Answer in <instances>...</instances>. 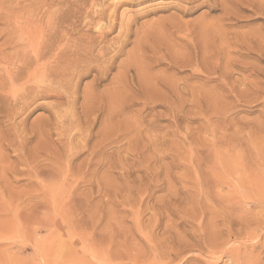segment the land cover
Here are the masks:
<instances>
[{
	"label": "rangeland",
	"instance_id": "1",
	"mask_svg": "<svg viewBox=\"0 0 264 264\" xmlns=\"http://www.w3.org/2000/svg\"><path fill=\"white\" fill-rule=\"evenodd\" d=\"M0 54V264H264V0H0Z\"/></svg>",
	"mask_w": 264,
	"mask_h": 264
},
{
	"label": "bare ground",
	"instance_id": "2",
	"mask_svg": "<svg viewBox=\"0 0 264 264\" xmlns=\"http://www.w3.org/2000/svg\"><path fill=\"white\" fill-rule=\"evenodd\" d=\"M137 1V0H136ZM139 1V0H138ZM130 2V1H129ZM132 4V3H131ZM103 13V12H102ZM104 14H105V12H104ZM101 15V14H100ZM102 16V15H101ZM106 16V15H105ZM100 19H101V17H100ZM67 21V20H66ZM65 21V22H66ZM67 23V22H66ZM71 25V24H70ZM24 29V28H23ZM69 29V28H68ZM59 30V29H58ZM75 30V29H74ZM67 31V30H66ZM20 32V31H19ZM33 32V31H32ZM104 32V31H103ZM100 33V32H99ZM102 34H104V33H102ZM9 35V34H8ZM59 35V34H58ZM57 35V36H58ZM74 35V34H73ZM49 36V35H48ZM56 37V36H55ZM59 37V36H58ZM57 37V38H58ZM61 37V36H60ZM86 37V36H85ZM99 38V37H98ZM14 39V38H13ZM53 39V38H52ZM66 39V38H65ZM56 40V39H55ZM64 40V39H63ZM97 40V39H96ZM54 41V40H53ZM52 41V42H53ZM59 40H57V42H58ZM94 41V40H93ZM42 42V41H41ZM56 42V41H55ZM90 42V41H89ZM89 42H87V43H89ZM15 43H16V41H15ZM80 43H81V41H80ZM82 43H84V42H82ZM92 43V42H91ZM49 44V43H48ZM56 44V43H55ZM90 44V43H89ZM17 45V44H16ZM50 45V44H49ZM48 45V46H49ZM67 45V44H66ZM65 44L63 45V46H66ZM81 45H84V44H81ZM9 46V45H8ZM19 46V45H18ZM23 46V45H22ZM45 46V45H44ZM47 46V47H48ZM89 46V45H88ZM88 46H86V47H88ZM41 47V46H40ZM43 47V46H42ZM41 47V48H42ZM51 47V46H50ZM50 47H48V48H46L45 49V52L50 48ZM54 47V46H53ZM69 47V46H68ZM83 47V46H82ZM90 47V46H89ZM89 47H88V49H89ZM91 47H93V46H91ZM91 47H90V49H91ZM37 48H38V46H37ZM36 48V49H37ZM40 48V49H41ZM44 48V47H43ZM42 48V49H43ZM65 48V47H64ZM71 48V47H70ZM69 48V49H70ZM79 48H80V46H79ZM78 48V46L77 47H74V49L73 50H70L69 51V53H68V51H66V50H68V48L66 49V50H62V52H64V53H62V56H63V54H64V56H66L67 58H66V61H70V63H79V64H81V63H83V65H84V63L88 60V56H89V53H90V49L86 52L85 51V53H84V51H83V49H82V51H83V53H81V48L79 49ZM84 48H85V46H84ZM57 48L55 47V50H56ZM93 49V48H92ZM91 49V50H92ZM13 50V49H12ZM20 50V49H19ZM54 50V49H53ZM61 50V49H60ZM59 50V51H60ZM84 50H87V49H84ZM34 51H37V50H34ZM40 51V50H39ZM41 51H43V50H41ZM41 51H40V57L42 56L41 55ZM12 52V51H11ZM54 52V51H53ZM57 52H58V50H57ZM56 52V53H57ZM53 54V53H52ZM1 55V54H0ZM45 56H46V54H44ZM50 55V54H49ZM61 55V54H60ZM29 56V55H28ZM35 56V57H34ZM34 56L32 57V60L30 59V61H32L31 63H33L34 61H36L38 58H39V53H35L34 52ZM53 56V55H52ZM91 56V55H90ZM25 57V56H24ZM50 57H51V55H50ZM60 56H59V54L58 55H54L51 59H52V63H56L55 65H52L51 67H49L50 65V63L49 64H47L48 65V67H49V72H47V73H50L51 75L53 74V73H56L57 75H59L58 76V78L61 76V77H64L65 75H66V73H67V71L69 70V69H77V66L79 65V64H73L72 66H70V67H60V66H58L59 64H58V58H59ZM28 58V57H27ZM31 58V57H30ZM33 58L35 59L34 61H33ZM46 58V57H45ZM61 58V57H60ZM63 58V57H62ZM62 58H61V60H62ZM99 58V57H98ZM43 59V58H42ZM0 60H2L1 58H0ZM7 60V59H6ZM24 60V59H23ZM41 59H39V61H40ZM4 61V60H3ZM13 61V60H12ZM29 61V60H28ZM72 61V62H71ZM89 61V60H88ZM11 62V61H10ZM17 62V61H16ZM37 62V61H36ZM51 62V61H50ZM3 63V62H2ZM5 63V62H4ZM12 63V62H11ZM14 63V62H13ZM19 63V62H18ZM17 63V64H18ZM35 63V62H34ZM33 63V64H34ZM61 63H62V61H61ZM16 64V63H15ZM14 64V65H15ZM28 64H30V62L28 63ZM33 64H30V66L29 65H27V64H25V65H23V66H21V67H19V64H18V67L16 66V67H14L13 65H12V67H11V69L14 67V69H12V72H10V75H9V78H7L8 79V83L10 84V82L12 81V82H16V84H17V81H19L20 79H22L25 75H26V77H24L25 79H26V81L24 80V79H22V80H24V83L23 84H21L22 85V87L20 88V86H18L17 88L18 89H21V90H19V91H17V89H16V91H14V92H12L13 94H11L10 93V95H13V96H10L9 95V97L11 98L12 97V99L11 100H13V101H16L17 103H18V101L20 102V101H25V102H27L29 99L31 100V99H34L35 97L37 98V97H39V95L40 94H42V95H44V93H45V90H48L49 88H52L53 87V89L54 88H59V90L62 88L63 89V86H64V83L60 80V78L58 79H56V81H46V79L45 78H47L49 75L43 70V72L44 73H46V76L47 77H44V79H45V81H46V83H44L43 81H40V78H38L39 76V73L37 74V79H39V85H40V83L42 82L44 85H42V83H41V86H38L37 84H35L37 81H34V79H31L30 77H32L34 74H35V72H32L31 71V73H30V70H31V68L32 67H34L35 65V68L36 69H38L37 67V63H35L34 64V66H32L31 67V65H33ZM58 64V65H57ZM62 64H64V63H62ZM66 64V63H65ZM10 66H11V64H9ZM56 65L58 66V68L56 67ZM82 65V66H83ZM44 66H46L45 64H44ZM44 66H42L44 69H45V67ZM62 66H64V65H62ZM88 66V65H87ZM8 67V66H7ZM31 67V68H30ZM41 67V68H42ZM79 67H80V65H79ZM97 67V66H96ZM3 68V67H2ZM41 68H39V69H41ZM6 69V68H5ZM5 69H3L4 70V72H7L8 73V71H5ZM34 70V71H38V70ZM48 69V68H47ZM86 69V68H85ZM39 71H41V70H39ZM76 70H74V72H75ZM85 71V70H84ZM42 71H41V73H43ZM73 72V71H72ZM87 72V71H86ZM81 73V72H80ZM2 75H3V73H1ZM6 74V73H5ZM25 74V75H24ZM71 74V73H70ZM41 75V74H40ZM43 76H44V74H42ZM50 75V77H53L54 78V75L53 76H51ZM8 76V75H7ZM36 76V75H35ZM67 76L68 75H66V77H65V79L67 78ZM69 77V76H68ZM35 78V77H34ZM41 78H42V76H41ZM4 80V79H3ZM9 80H11L10 82H9ZM21 80V81H22ZM42 80V79H41ZM63 80V79H62ZM1 81V80H0ZM5 81H7V80H5ZM66 81V80H65ZM11 82V83H12ZM35 82V83H34ZM5 83V82H4ZM7 83V82H6ZM20 83H22V82H20ZM63 83V84H62ZM67 83V82H66ZM16 84H15V86H16ZM6 85V84H5ZM4 85V86H5ZM8 85V84H7ZM20 85V84H19ZM37 85V86H36ZM2 86V85H1ZM65 86H69V84H66ZM11 88H13V87H11ZM14 88H16V87H14ZM13 88V89H14ZM70 87H67V89L68 90H70L69 89ZM61 89V90H62ZM65 90H67L66 89V87L64 88ZM63 89V90H64ZM2 90V89H1ZM9 89L7 88V91H8ZM64 90V91H65ZM64 91H62V92H64ZM3 92V91H2ZM9 92V91H8ZM51 92H52V90H51ZM50 92V93H51ZM55 91H53V93H54ZM66 92V94H68L67 93V91H65ZM47 94V93H46ZM64 94V93H63ZM56 95H57V93H56ZM59 95V94H58ZM58 95H57V97H58ZM1 97V96H0ZM8 97V96H7ZM9 99V98H8ZM38 99V98H37ZM4 100V99H3ZM3 102V101H2ZM4 103V102H3ZM8 103V102H7ZM14 103V102H13ZM29 103V102H28ZM33 103V102H32ZM22 104V103H21ZM24 104V103H23ZM5 105H7V104H5ZM5 105H3V106H5ZM18 105V104H17ZM9 106V105H8ZM30 106V105H29ZM12 107H13V105H12ZM4 108V107H3ZM21 108V107H20ZM6 109V108H5ZM19 109V108H18ZM7 110V109H6ZM10 112V111H9ZM15 113V112H14ZM20 113V112H19ZM13 115H15V114H13ZM12 116V115H11ZM19 116V115H18ZM9 117V116H8ZM13 118V117H12ZM16 132V131H15ZM21 133V132H20ZM257 242V241H256ZM255 242V243H256ZM229 250V249H228Z\"/></svg>",
	"mask_w": 264,
	"mask_h": 264
}]
</instances>
